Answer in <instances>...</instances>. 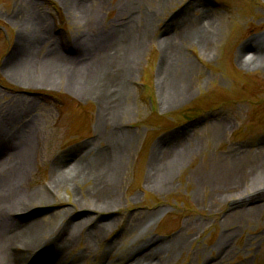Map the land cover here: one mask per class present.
<instances>
[{
  "label": "rangeland",
  "instance_id": "1",
  "mask_svg": "<svg viewBox=\"0 0 264 264\" xmlns=\"http://www.w3.org/2000/svg\"><path fill=\"white\" fill-rule=\"evenodd\" d=\"M70 2L0 0V116L23 111L31 140L20 189L49 198L17 208L34 213L36 241L54 264H264V60L241 57L264 32V0ZM35 28L51 38L33 54L47 58L54 44L64 61L25 63L19 34ZM83 34L117 51L104 50L117 60L107 83L121 85V135L109 133L113 121L98 123L104 74L76 73L70 61ZM9 139L0 165L23 149ZM119 150L112 189L101 193L94 173ZM84 217L87 230L58 257V229ZM16 244L14 264L31 263L34 248Z\"/></svg>",
  "mask_w": 264,
  "mask_h": 264
},
{
  "label": "bare ground",
  "instance_id": "2",
  "mask_svg": "<svg viewBox=\"0 0 264 264\" xmlns=\"http://www.w3.org/2000/svg\"><path fill=\"white\" fill-rule=\"evenodd\" d=\"M65 3L72 6L74 2H70L71 0H64ZM76 1V0H72ZM33 19V18H32ZM123 25V24H122ZM122 25H120L116 30L120 31L121 33H127V30L130 32L129 29L122 28ZM23 33V34H22ZM19 34L18 44L21 51H26L27 56L25 57L24 61L25 63H28L32 66H36L41 64V66L49 67L50 62L52 61H59V60H65L63 55L60 54V52L56 49L55 45L49 47L47 51V58L40 59L33 53H36L37 50V44L39 41H42L43 38H45L44 35L40 33V29L35 28L33 31H31L30 34H26L22 32ZM25 34V35H24ZM41 36V37H40ZM44 36V37H43ZM125 36V35H123ZM51 35H48L46 32V38L45 40H50ZM97 42L95 43L94 39H91L90 36L83 34L81 37H78L76 39L77 48V56L75 60H70L73 68L76 70V73H82L86 75H91L93 77L94 74L100 75V72L104 74L103 82L99 83L96 87V93L101 101V106L99 109L98 116L100 117L98 123L102 120V122L105 121H113L115 120V114L117 113L115 110V103L120 98L119 96L122 94L121 91V85L120 83H115L112 85H109L107 83L108 78L110 79V76L112 73L110 72L111 65L116 62L117 60H114V57L106 56L104 50L107 53H116L110 52L108 47V41L103 40V38H97ZM105 41V42H104ZM165 48L163 52H165V56L167 57H173V50L174 49L173 43L166 39L164 42ZM93 46L95 48H93ZM96 50H103L102 52H96ZM255 51L252 52H246L242 53L244 63L248 66H256L261 61L264 60V35L258 36L255 38ZM83 51H86L91 57L84 59L82 58L84 56ZM38 53V52H37ZM126 56V53H123ZM117 58V57H115ZM68 60V59H67ZM27 61V62H26ZM165 67L163 69V73L167 72L169 70V66L164 63ZM72 72V70H71ZM90 76V77H91ZM111 80V79H110ZM123 86L126 88L127 85L122 82ZM87 88L82 86L81 91H86ZM15 112V113H14ZM18 115V116H17ZM0 134L3 132L5 134L4 138L1 136L0 140V159L4 158V153L2 151L1 144L7 139L15 136V144L17 147L23 148L20 149L17 153L14 152L13 154L8 156V163L5 162L2 165H0V264H14L15 262V256L12 255L10 251V246H16L18 239L22 240L25 245H27V249H33L34 253H32V259L30 260L31 263L29 264H54L56 260V256L51 257L49 254L50 248L47 245H41L39 244V240L36 241V238H38L36 231L39 228V223L36 221L34 213H30V215H27L26 213L22 216L23 213L18 207H22L26 204H29L30 201H35L37 198H34V194H36L38 197L42 199H49L48 196L44 191H40L38 193V190H27L22 191L20 189V181L24 180L26 168L28 166L26 160L28 159V153H26V150L24 148H28V145H26L25 142H30L31 140V126L30 124L23 121V111H7V113H3L0 116ZM110 124V123H109ZM107 125V124H106ZM111 129H109V133L113 134H120L121 135V128H117L116 123L111 124ZM100 127V126H99ZM30 128V130H29ZM101 128V127H100ZM106 129V128H104ZM29 130V131H28ZM100 133L104 134L105 131L103 129H100ZM123 135V134H122ZM12 139H9L8 142L4 143L3 147H6ZM122 141V139H121ZM119 139H116V141L113 142L111 140L109 143L113 146V144L119 146L120 142ZM121 145V144H120ZM107 149H112V146L107 145ZM28 151V150H27ZM122 150H119L118 153H114L109 161H107L108 156L105 161H101V170L99 171L96 169L94 176L99 177V179L96 180V183L98 185L99 192L105 193L112 189L111 187V171H114L119 168V165L121 163H117L118 160V154L121 153ZM6 155V154H5ZM20 155V156H19ZM7 156V155H6ZM5 156V158H6ZM22 156V157H21ZM117 157V158H116ZM4 158V159H5ZM116 158V159H115ZM3 159V160H4ZM69 162V161H68ZM66 163V162H64ZM57 167V166H56ZM99 171V172H98ZM71 175V174H70ZM60 178H56V180H59ZM114 180V179H113ZM114 182V181H113ZM99 183V184H98ZM37 192V193H36ZM35 195V197H37ZM16 205V206H15ZM19 211V212H18ZM24 211V210H23ZM14 213V215L17 218H14L11 216V213ZM21 213L16 215L15 213ZM20 216L24 218H28L27 224L22 221H16V220H22L19 219ZM87 217L82 218L81 220H77L74 223L67 222L63 226H61L58 231L57 235L55 236L56 244H57V256L62 257L63 254L70 249V247L73 245V243H76L77 239L80 238V235L84 230H87L88 221H86ZM96 224H98L96 222ZM103 230V229H102ZM100 230V231H102ZM82 231V232H81ZM99 232L96 233H90L87 235L86 243L87 248H91V238L98 237ZM18 249V248H17ZM132 261V260H131ZM21 264V263H20Z\"/></svg>",
  "mask_w": 264,
  "mask_h": 264
},
{
  "label": "water",
  "instance_id": "3",
  "mask_svg": "<svg viewBox=\"0 0 264 264\" xmlns=\"http://www.w3.org/2000/svg\"><path fill=\"white\" fill-rule=\"evenodd\" d=\"M262 35H264V32L263 33H260V34H257V35H255L254 37H252L249 41H251V40H253L254 38H256V37H258V36H262ZM255 49V48H254ZM252 50V51H255V50Z\"/></svg>",
  "mask_w": 264,
  "mask_h": 264
}]
</instances>
